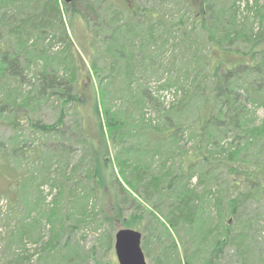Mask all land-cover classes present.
<instances>
[{"label": "trees", "instance_id": "obj_1", "mask_svg": "<svg viewBox=\"0 0 264 264\" xmlns=\"http://www.w3.org/2000/svg\"><path fill=\"white\" fill-rule=\"evenodd\" d=\"M217 1L182 0L187 10L185 17L176 24H168L166 32V22L156 19L153 10L137 6L135 0L133 3L130 0H78L69 4L63 0H0V125L6 123L16 132L39 133L47 138L57 134L63 136L65 115L60 114L53 124H44L28 114H20L29 110L31 102L38 100L35 93L46 92L48 97H56L63 109L68 105L72 107L81 125L78 131H73V137L89 149L88 155L91 153L85 177L92 187L83 189L82 194L72 192L74 188L69 189L68 182L84 159L74 165L72 173L66 172L68 163L59 165L52 173L58 175L55 180L50 178L52 174L47 169L44 173L37 169L40 180L37 186L47 181L51 191L58 189L50 207L45 206L47 210L42 208L45 199L40 196V203L27 212L30 222L21 224L18 230L17 248L24 249V236L44 219L48 223L50 236L40 247L36 264L87 262L78 246H70L61 254L70 245V238L63 244L61 238L65 231L71 235L78 229L92 226L91 217L95 212L90 205L94 197L101 207L102 220L112 224V218L103 211L106 190L111 192L108 205L121 228L144 231L146 214L147 224H155L150 236L141 235L142 251L152 263L216 264L223 250L236 240L231 237L232 222L247 201L257 200L264 194V160L246 162L245 158L248 150L258 146L261 150L254 152H264V119L254 126L248 110L249 106L264 109V31L257 34L244 30L242 20H238L236 0L228 10L220 7ZM104 2L109 7L108 16L101 13ZM260 14L255 8L259 20ZM65 15L68 24L64 23ZM78 20L88 23L89 28L94 24L90 29L93 45L103 53L100 57L104 59V69L98 68L89 58V70L96 85L88 71V83L84 86L77 83V55L73 52L66 25L72 32ZM186 20L191 21L190 28L174 37L175 25L181 26ZM166 34L167 38L174 39L175 47L180 48L184 43L183 49L193 38L205 42L204 46L212 52L219 50L220 54L213 57L210 53V57L205 58L206 55L199 57L181 49L179 56L176 55L179 59L186 58L185 53L192 54L190 61L203 59L208 69L196 64L197 68L185 70L183 84L180 78L163 83L161 89L177 87L180 91L179 94L175 91L174 101L164 102V107L160 108L145 85H134V56L137 51L158 53ZM75 41L83 50L80 40L75 38ZM242 42L248 44L245 54L234 49ZM60 43L64 45L61 51H52ZM176 56L168 59L170 67L166 75L170 77ZM58 65L64 66L65 73ZM30 66L39 68L38 77H35L38 83L33 85V90L21 95L23 79ZM115 73L124 74L122 83L126 94L132 91L140 94L139 110L131 108L123 113L121 108L112 109L108 95L117 81ZM189 77L192 79L188 85ZM193 99L200 102V108H193V113L198 112L195 117L189 113V107L195 102ZM146 104L156 108L157 122L146 119L143 111ZM184 135L191 144L189 152L178 146ZM227 135H231L230 141ZM132 139L137 143L128 144L126 140ZM61 148L64 151L63 146ZM0 151L4 152L2 143ZM157 156H163V160L158 170H154L153 161ZM176 159L179 161L174 163L177 167L174 172L172 163ZM199 167L204 171L197 172ZM219 169H226L227 175L232 177L230 191L227 190L231 194L226 201L212 188L217 179L214 172ZM193 179L196 180L194 185ZM14 183L16 191L23 182L16 178ZM244 185L247 188L241 191ZM40 186L37 189L41 194ZM65 187L69 189L68 197L63 194ZM62 199L70 203L76 201L74 210H67L65 214L64 219L73 220L69 227L62 220ZM124 209L131 213L124 215ZM213 211L215 214L211 216ZM104 241L111 250L113 236ZM240 254L246 261L245 253L241 251ZM19 256L6 264H31L32 255Z\"/></svg>", "mask_w": 264, "mask_h": 264}, {"label": "rangeland", "instance_id": "obj_2", "mask_svg": "<svg viewBox=\"0 0 264 264\" xmlns=\"http://www.w3.org/2000/svg\"><path fill=\"white\" fill-rule=\"evenodd\" d=\"M130 2L133 3L132 0H130ZM232 2L233 0H218L216 3H218L220 7L228 10L227 7ZM135 4L137 6H141L143 9L151 11L153 10L156 19H163L166 22L164 29L166 32L168 30V24H176L181 17H185L187 11L182 0H135ZM246 4L248 5V8ZM236 7L238 8V20L239 22L242 20V27L245 31L253 30V33L257 34L261 31H264V0H236ZM255 8H257L258 12L261 13V20H259L255 15ZM108 9L109 7L104 2L101 13H104L108 16V12H110ZM89 19L91 20V18ZM63 20L64 23H67V15L63 17ZM190 25L191 21L187 20L184 21L181 26L175 25L176 30L173 31L174 37L180 36L181 31L185 28L189 29ZM93 27L94 24H92V26L89 28L88 23L78 20L74 24L73 33V31L71 32L66 25L73 52L75 55H77V57H75L77 58L76 66L78 69L75 71V73L77 74V83L79 82L81 86H84V84L88 83L89 81L87 71L91 75V71L89 70V58H91V60L97 64L98 68L104 69V59L100 57L102 53L101 49L97 50V46L93 45V35L90 32V29H93ZM101 33L104 34L103 29ZM195 33L198 34L199 32L197 31ZM170 37L171 36H168L167 38V34L163 37L162 41L164 42L161 46L159 45L158 53H140L137 51L134 56V68L136 69L134 73V85H145L150 90V94H152V97L156 100V104L160 108L164 107V102L174 101L175 91L176 93L180 91V88L177 87H173L172 90L161 89L163 83H166L168 80L174 81L175 79L180 78L181 84H183V82H185V70H191L192 67L197 68L196 64L206 68V70L208 69L207 64L203 59L190 61L189 57H192V54L188 55L184 52L186 54L184 57L186 58L183 60L179 59L177 56H179V52H181L184 43L180 46V48L175 47L174 39ZM75 38L80 40L83 50L78 48ZM169 38L170 40H168ZM203 43L205 42H201L199 39L194 40L192 38L188 40L187 44L185 43L186 46L182 50L195 53L199 57L206 55L205 58L207 56V58H209L210 53L213 57H217L220 54V51L217 49L213 52L210 51L209 48H206ZM63 46L64 45L61 43L57 44L54 48H52V51L58 53L61 51ZM187 47H191V50L187 49ZM234 49L236 51L238 50L241 54H245L248 52V44L246 42L238 43ZM171 55L177 56L175 62L171 64L173 68L172 75L170 77L169 75H166V69L170 67L168 59ZM215 62L216 61H214V63ZM39 66H41V64H39ZM57 67L58 69L60 68L63 73H65V68L63 65H58ZM118 69L123 68H117V70ZM38 70L39 68L35 66H30V68L26 70V77L23 79L24 84L21 86V95L25 94L29 90H33V85H37L38 81L36 78L38 77ZM123 75L124 74L122 73H115L117 81L113 86V90L110 87L112 91L109 92L108 96L110 97V100L113 104L112 109L117 110L121 108L123 113H125L126 109L130 110L131 108H137L139 110L141 107L140 94L135 93V91H132L131 94H126L123 88L124 84L122 83ZM178 75L181 76L178 77ZM92 79L95 83L93 76ZM191 79L192 78L188 80V85ZM37 93L38 94L35 93V95L38 97V100L31 102L28 105L29 110L27 112L22 111L20 114H28L44 124H53L58 120L60 114L65 115V126L62 129L63 136L57 134L47 138L41 136L39 133L36 134L28 131L16 132L9 128L6 123L0 125V143L4 145V152L0 151V264H6L8 261L12 262L19 255L25 257L26 254L32 255L30 263L36 264L38 261V254H40V247L48 240L50 236L49 225L44 219L41 225H37L30 234L27 233L24 236V249L17 248L19 227L21 224L26 225L28 222H30V219L26 217L28 210L33 207V205L40 203V196L45 199L44 204L42 203V208L47 210L45 206L50 205V201L55 197L58 189L54 188L52 189L54 191H51L50 183L45 181L42 186L38 185L40 186L39 191L41 194L38 193V186L36 185V183L40 181L38 177L39 173L37 172L38 168L42 169L43 173L47 169L48 173L52 174L53 171H57L59 165L68 163L69 166L66 172L70 173L73 171L74 165L80 163L81 160L84 159L78 170L75 172V174H73V179L68 182L70 185L69 189L74 188L72 192L78 191L80 194H82L83 189L89 190L92 187V184L85 177V173L86 170H88L89 165L88 159L91 158V153L88 155L89 149L82 145L77 137H73V131H78L81 126L78 122L79 118L74 116L73 109L70 105H68L66 108L64 107L63 109L56 101V97H48L46 95L48 93L46 92H44V94H40L39 92ZM193 101L195 102L192 103V108L189 107V113L195 117L198 112L193 113V108H200V102L197 99H193ZM248 110L254 126L261 124L264 119V109L260 108L259 106H249ZM143 111L146 114L147 120L157 122L159 117L156 112V108H154L151 104H146L143 108ZM186 137L187 135L182 136L178 146L189 152L191 144L190 142L188 143ZM226 138L227 141H230L231 135H227ZM126 141L128 144L137 143L136 139ZM62 146L64 151H62ZM262 146H264V142L262 143ZM255 149L256 151H258V149L261 150L259 146ZM255 149L253 148V151L251 149L247 151L245 156L247 159L246 162H252L254 159L264 160V152L259 154L258 152H254ZM110 159L112 160L113 156H110ZM162 160L163 156H157L155 158L153 161L154 170H158ZM178 161L179 159H176L172 163L174 166L172 167V170H174V172L177 170V167L174 163H177ZM169 163L170 162H168V164ZM198 169L199 171H196L199 173L204 171V169L201 170L200 167ZM214 173H216L215 175H217V179L213 182L214 186L212 188L214 191H219L221 194L219 193L218 197L221 196L222 199L226 201L227 196H230L231 194L228 193L227 190L230 191L229 182L232 180V177L227 175L226 169H219ZM196 177L197 175H195V179ZM16 178H20L22 180V185L24 184V188H21V185L20 187L16 188L15 191V187L13 185H16L14 183V179ZM50 178L55 180L58 178V175L52 174ZM104 179L106 180V177H104ZM117 179L120 184H122L119 176ZM195 179L192 180L193 185L196 183L197 179ZM237 180L239 179H236V181ZM115 187L118 189V186L115 185ZM246 188L247 187L244 185L241 186L240 190L244 191ZM69 189H66L65 187L63 193L65 197H68L67 194L69 193ZM104 193L102 201L104 206L103 211L108 217L112 218V224L108 222L106 223L102 220L101 207H99L98 199H96V197L91 198L92 204L90 205V209L94 210L95 212V216L91 217L93 218L92 226L78 229L74 234L71 235H68V231L63 232L61 244L70 238V245H68V248H64L61 251V254L66 250H69L70 246H78L81 253L85 255L87 259L85 264H118L114 251V244L110 250L106 241L104 240H106V237L108 236L109 238L110 236H113L114 243L115 233L121 229V226L116 218H113V211L110 210L111 206L108 205L109 201H111L110 190H106ZM75 202H64L62 199L61 208L63 211L61 216L66 227H69L73 220L64 219L65 214L67 213V210H74ZM130 213L131 211H126V209H124V215H129ZM214 214L215 213L213 211L211 216ZM146 216L147 214L144 217V231L137 230L142 236H145V234L150 236L151 233H153L152 231L155 226L154 223H150V225L147 224ZM158 217L162 219V216L158 215ZM232 226L233 228L231 237H235L236 240L232 241L231 246L223 250V256L219 261L216 262V264H264V194L257 198V200L247 201L244 206H242L238 217L235 219V222H232ZM156 233L158 235L159 230ZM99 238L101 243L99 242ZM240 238H242L243 241H238ZM152 242L154 243V240H152ZM25 251H27V253H25ZM241 251L245 253L244 258L246 261L243 260V257L240 254ZM155 253L158 254L159 251H156ZM247 257H249V259H247ZM145 260L147 264H155L154 262L152 263V261H150L148 258H145Z\"/></svg>", "mask_w": 264, "mask_h": 264}, {"label": "water", "instance_id": "obj_3", "mask_svg": "<svg viewBox=\"0 0 264 264\" xmlns=\"http://www.w3.org/2000/svg\"><path fill=\"white\" fill-rule=\"evenodd\" d=\"M69 4L78 0H63ZM114 251L118 264H147L141 248V233L122 228L115 233Z\"/></svg>", "mask_w": 264, "mask_h": 264}]
</instances>
